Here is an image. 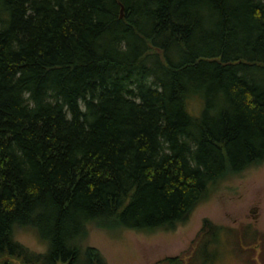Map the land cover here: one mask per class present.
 <instances>
[{"label": "trees", "instance_id": "obj_1", "mask_svg": "<svg viewBox=\"0 0 264 264\" xmlns=\"http://www.w3.org/2000/svg\"><path fill=\"white\" fill-rule=\"evenodd\" d=\"M263 162L264 0H0V264H107L89 226L173 231Z\"/></svg>", "mask_w": 264, "mask_h": 264}, {"label": "rangeland", "instance_id": "obj_2", "mask_svg": "<svg viewBox=\"0 0 264 264\" xmlns=\"http://www.w3.org/2000/svg\"><path fill=\"white\" fill-rule=\"evenodd\" d=\"M188 107L196 113L199 104L191 100ZM204 218L232 230L219 232L216 237L219 254L213 264H264V162L219 183L190 218L173 231L89 226L84 243L96 248L107 264H152L186 250ZM15 237L31 251L45 250L29 230L20 229Z\"/></svg>", "mask_w": 264, "mask_h": 264}, {"label": "water", "instance_id": "obj_3", "mask_svg": "<svg viewBox=\"0 0 264 264\" xmlns=\"http://www.w3.org/2000/svg\"><path fill=\"white\" fill-rule=\"evenodd\" d=\"M122 10H123V7L121 6V10H120L121 11V14H122Z\"/></svg>", "mask_w": 264, "mask_h": 264}, {"label": "flooded vegetation", "instance_id": "obj_4", "mask_svg": "<svg viewBox=\"0 0 264 264\" xmlns=\"http://www.w3.org/2000/svg\"><path fill=\"white\" fill-rule=\"evenodd\" d=\"M261 236V235H260ZM260 262V261H259Z\"/></svg>", "mask_w": 264, "mask_h": 264}]
</instances>
